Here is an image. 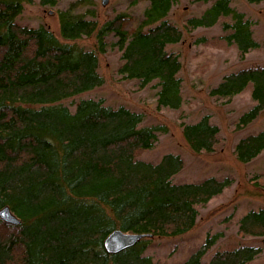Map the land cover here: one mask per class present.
<instances>
[{
    "label": "trees",
    "instance_id": "1",
    "mask_svg": "<svg viewBox=\"0 0 264 264\" xmlns=\"http://www.w3.org/2000/svg\"><path fill=\"white\" fill-rule=\"evenodd\" d=\"M33 1L0 0V208L9 205L20 218L19 223L0 218V264H164L143 253L151 237L192 229L198 207L233 178L174 182L172 175L183 166L179 154L168 152L158 161L138 157L154 145L159 128L141 125L142 111L94 97L76 100L71 109L63 100L101 84L98 54L117 48L123 77L137 79L141 87L153 82L158 107L180 106L182 62L178 51L166 48L183 36L167 18L175 0H146L134 27H128L132 16L124 12L99 25L71 7L60 10L63 34H94L92 48L61 42L45 25L22 24L17 16ZM38 2L56 5L58 0ZM222 14H232V20L214 38L236 43L241 56L259 45L253 20L230 0H215L202 14L189 16L185 29L213 25ZM248 86L255 103L239 117L241 126L264 109V63L233 70L210 90L229 101ZM183 128L194 151H212L219 142V126L210 114ZM263 149L264 128L235 144L243 162ZM116 228L146 235L110 253L103 241ZM237 232L264 238V208L243 213ZM220 234H208L177 264H250L262 251L261 245L243 242L203 259Z\"/></svg>",
    "mask_w": 264,
    "mask_h": 264
},
{
    "label": "rangeland",
    "instance_id": "2",
    "mask_svg": "<svg viewBox=\"0 0 264 264\" xmlns=\"http://www.w3.org/2000/svg\"><path fill=\"white\" fill-rule=\"evenodd\" d=\"M214 1L175 0L167 14V18L183 31L179 42L166 46L168 50L178 51L182 62L178 72L182 78L180 106L158 107L155 88L151 85L153 82L141 87L137 79L123 77L118 72L120 52L117 48H108L98 54V71L103 77L101 84L63 100L71 109L76 100L94 97L103 98L106 104H124L142 111L144 118L140 124L159 128L154 145L143 150L138 157L158 161L165 153L179 154L183 166L172 175L174 182L199 181L212 175L233 178L231 185L198 207L199 214L192 229L178 235L151 237L143 253L164 264L183 261L204 242L208 234L217 232L221 234L203 259H210L217 248L247 242L262 246V251L250 264H264V238L241 236L237 232L238 220L243 213L250 208H264V176H261L264 173V149L246 162L239 161L235 154V144L241 137L264 128V109L248 124L241 126L239 117L255 103L251 87L235 94L229 101L210 93L225 74L241 67L264 63V0H230L231 6L245 12L253 20L252 36L259 43L243 56L236 43H229L225 38H214L226 32L223 24L232 20V14L220 15L210 26H198L189 31L185 29L184 24L189 16L202 14ZM147 4L146 0H58L56 5H43L35 0L24 4L17 19L22 24L49 27L61 42L92 48L94 34L80 38L63 34L60 10L71 7L73 13L96 19L99 25L124 12L132 16L128 27H134L143 18ZM204 114H210V121L219 126V142L212 151H194L187 143L183 124L195 122Z\"/></svg>",
    "mask_w": 264,
    "mask_h": 264
},
{
    "label": "water",
    "instance_id": "3",
    "mask_svg": "<svg viewBox=\"0 0 264 264\" xmlns=\"http://www.w3.org/2000/svg\"><path fill=\"white\" fill-rule=\"evenodd\" d=\"M0 218L7 223L20 222V218L10 209L9 205H4L0 208ZM145 235L146 233L143 232H129L116 228L107 234L103 245L107 252L116 253L133 246Z\"/></svg>",
    "mask_w": 264,
    "mask_h": 264
}]
</instances>
